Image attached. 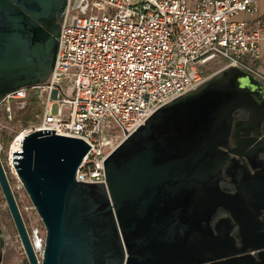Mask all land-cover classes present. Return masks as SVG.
<instances>
[{
	"label": "water",
	"instance_id": "obj_1",
	"mask_svg": "<svg viewBox=\"0 0 264 264\" xmlns=\"http://www.w3.org/2000/svg\"><path fill=\"white\" fill-rule=\"evenodd\" d=\"M66 4L0 0V98L48 78ZM235 112L260 124L264 85L227 67L118 143L104 184L75 180L83 140L25 135L14 169L45 229L41 260L1 162L0 188L29 264H264V143L231 134ZM2 247L0 228V264Z\"/></svg>",
	"mask_w": 264,
	"mask_h": 264
},
{
	"label": "built area",
	"instance_id": "obj_2",
	"mask_svg": "<svg viewBox=\"0 0 264 264\" xmlns=\"http://www.w3.org/2000/svg\"><path fill=\"white\" fill-rule=\"evenodd\" d=\"M260 6L264 0H67L48 78L0 98L7 178L22 186L14 153L25 135L43 131L83 140L89 150L75 180L104 184V161L118 143L216 72L236 67L264 85ZM20 111L31 122L15 133L10 125Z\"/></svg>",
	"mask_w": 264,
	"mask_h": 264
},
{
	"label": "rangeland",
	"instance_id": "obj_3",
	"mask_svg": "<svg viewBox=\"0 0 264 264\" xmlns=\"http://www.w3.org/2000/svg\"><path fill=\"white\" fill-rule=\"evenodd\" d=\"M75 11H71V16L75 15ZM57 105L53 104L52 112L56 113ZM25 111L17 113L16 121L10 125L11 129L16 133L22 128L28 126L31 121L24 120ZM120 136L119 131H115ZM14 133V134H15ZM8 181L16 199L18 208L22 215L24 224L28 233L30 234L34 250L38 260H41L42 250L45 239L44 226L37 215L28 195L18 180L12 175H8ZM0 228L2 230V260L1 264H29L22 247L21 241L18 237L15 225L8 210L5 198L0 188Z\"/></svg>",
	"mask_w": 264,
	"mask_h": 264
},
{
	"label": "flooded vegetation",
	"instance_id": "obj_4",
	"mask_svg": "<svg viewBox=\"0 0 264 264\" xmlns=\"http://www.w3.org/2000/svg\"><path fill=\"white\" fill-rule=\"evenodd\" d=\"M233 126H232V130H231V134L236 136V134L238 136H243L245 132H249V137L250 138H255V143H260L263 144L264 143V120L261 121L260 124H255L254 126H252L251 129H248L246 127H243V119L242 116L239 115L238 112H235L233 115ZM230 148L234 149L237 148L236 144H235V138L230 139ZM261 154H264L263 151L261 152Z\"/></svg>",
	"mask_w": 264,
	"mask_h": 264
},
{
	"label": "crops",
	"instance_id": "obj_5",
	"mask_svg": "<svg viewBox=\"0 0 264 264\" xmlns=\"http://www.w3.org/2000/svg\"><path fill=\"white\" fill-rule=\"evenodd\" d=\"M257 16L261 19V21L263 23L262 38L260 40V53H261V57L257 61V66H258V68L261 71L264 72V7L263 6H260L259 7ZM242 17L247 18L246 15H242Z\"/></svg>",
	"mask_w": 264,
	"mask_h": 264
},
{
	"label": "bare ground",
	"instance_id": "obj_6",
	"mask_svg": "<svg viewBox=\"0 0 264 264\" xmlns=\"http://www.w3.org/2000/svg\"><path fill=\"white\" fill-rule=\"evenodd\" d=\"M25 132L21 131L18 136H17V140L21 139L24 136ZM12 149H16L15 146H12ZM13 172L16 174L15 170L13 169Z\"/></svg>",
	"mask_w": 264,
	"mask_h": 264
}]
</instances>
